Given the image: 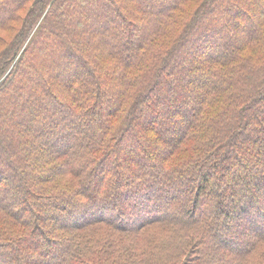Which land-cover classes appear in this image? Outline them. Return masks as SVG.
Here are the masks:
<instances>
[{
  "label": "trees",
  "instance_id": "16d2710c",
  "mask_svg": "<svg viewBox=\"0 0 264 264\" xmlns=\"http://www.w3.org/2000/svg\"><path fill=\"white\" fill-rule=\"evenodd\" d=\"M0 264H264V0H0Z\"/></svg>",
  "mask_w": 264,
  "mask_h": 264
}]
</instances>
